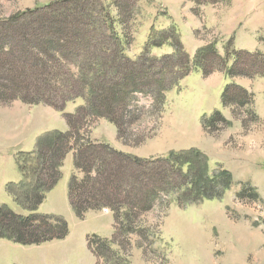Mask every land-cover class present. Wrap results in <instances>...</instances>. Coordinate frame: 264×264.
Instances as JSON below:
<instances>
[{"label": "rangeland", "instance_id": "1", "mask_svg": "<svg viewBox=\"0 0 264 264\" xmlns=\"http://www.w3.org/2000/svg\"><path fill=\"white\" fill-rule=\"evenodd\" d=\"M56 1L59 0H0V23L31 10L46 9ZM102 1L115 21L118 34L130 42L126 54L131 59H137L144 52L151 35L155 43L164 45L150 48V58L161 59L175 54L172 44L179 41L190 61L201 49H215L216 55L208 58L213 61L209 63V69L224 67L226 60L225 67L230 69L238 53L264 55V0ZM173 26L175 33L167 34ZM246 60L247 65L242 70L250 71L251 59ZM66 69L71 70L70 66ZM221 70L208 77L200 71L191 73L166 93L162 112L156 110L151 96L137 94L131 108L136 117L128 120L123 138H120L117 126L104 119L89 120L81 132L93 142L107 143L130 156L152 161L172 151L198 149L208 160L209 174L229 171L233 177L232 186L221 199L185 206L177 201L180 189L175 186L171 193L161 195L157 208L138 219L140 233H124L117 239L118 244L111 247L112 257L97 259L84 240L81 252H77L78 257L72 261L74 264H89L90 261L91 264H264V77L250 73L249 76L229 78ZM74 72L77 74L76 70ZM218 74L216 79L214 76ZM211 76V81L206 80ZM228 84L244 88L252 98L243 100V95H239L240 102L236 107L223 106L222 95ZM191 95L195 99L193 102ZM20 105L48 106L30 105L20 100L0 103V125L9 126L10 120L11 126L16 123L19 128L15 137L27 149L19 148L15 155L22 180L17 154L34 151L42 135L53 131L67 132L68 125L61 130L62 118L65 120L61 112L59 119L44 113L39 115L36 110L32 111V120L28 116L23 118L25 109L19 108ZM84 105L81 98L69 101L64 113L75 114ZM72 106L76 109L69 113ZM216 111L226 122L217 118L206 127L204 118H212ZM24 121L27 123L23 126ZM42 130L34 146L29 148L23 138ZM71 166L74 168L73 152L64 160L55 193L67 194ZM3 205L18 215H28L7 190L0 194V207ZM42 208L47 209L46 205ZM42 210H39L40 214H43ZM108 212L114 218L112 211ZM73 213L76 223L63 217L70 232L65 241L22 246L0 239V264H71L72 252L68 243L74 240L80 250L79 230L92 231L90 236L101 238L105 233V227L90 219L83 221L85 218L81 220L74 210ZM114 234L113 226V233L106 239H114Z\"/></svg>", "mask_w": 264, "mask_h": 264}, {"label": "trees", "instance_id": "2", "mask_svg": "<svg viewBox=\"0 0 264 264\" xmlns=\"http://www.w3.org/2000/svg\"><path fill=\"white\" fill-rule=\"evenodd\" d=\"M175 29L171 27L167 34ZM152 37L137 59L128 57L130 42L118 34L102 0H59L46 9L0 23V103L20 100L44 104L63 113L68 125L67 132L42 135L34 151L17 154L22 180L8 184L6 190L28 215L1 206L0 239L36 246L68 236L69 225L63 217L43 215L38 210L61 180V168L71 152L76 173L69 182V200L76 216L83 220L88 212L103 209L114 214V239L87 238L90 252L100 260L112 257L111 247L122 234L140 233L138 219L157 208L161 195L171 193L175 186L180 189L176 199L184 206L221 199L232 186L229 171L209 174L208 160L198 149L172 151L152 161L93 142L81 132L89 120L104 119L115 124L123 138L128 120L136 117L131 108L137 94L151 96L156 110L162 112L166 93L194 71L205 77L220 69L229 78L250 73L264 77L261 53H238L230 69L225 67L227 60L220 69H209L213 61L208 58L216 55L215 49H201L190 61L175 41V54L150 58V48L164 45ZM246 58L252 62L250 71L242 70ZM239 95L243 100L252 98L244 88L226 85L223 106L236 107ZM78 98L84 99L85 105L75 114L64 113L66 103ZM217 118L226 122L216 111L212 118H204V125Z\"/></svg>", "mask_w": 264, "mask_h": 264}, {"label": "crops", "instance_id": "3", "mask_svg": "<svg viewBox=\"0 0 264 264\" xmlns=\"http://www.w3.org/2000/svg\"><path fill=\"white\" fill-rule=\"evenodd\" d=\"M212 76L206 80L211 81V79L213 78ZM214 77H216V79H217V77H219V74L217 76H214ZM225 82L226 81H224V79H223L222 85H224ZM191 93H193V91ZM191 96L193 98V100H192V102H193L195 99H194L193 95H191ZM19 108L25 109V112H23V114H24L23 118L25 116H28L29 120H32L31 114H32L33 110H36V113H38L39 115L44 113L47 116L51 115V116H55L57 119H59L60 113L56 112L55 110H53L52 108H49V107L48 108L44 107V106H34V107L27 106L26 107L24 105H20ZM74 109H76V107L72 106V108L70 109V112L69 111L68 112L73 113ZM62 120H63V127L61 128V130H64V129H66L65 127L67 125H66V121L63 118H62ZM11 121L12 120H10L9 123L7 122V124L9 126L5 127V125L4 126L0 125V149H4L3 151L0 152V194L1 195H2V191L6 190V185L8 183H17L21 180V175L18 172L17 165L15 162V155L19 151V148H21L20 150H27V149L22 147V141H18V137H15L16 133H18L17 128H19V127H17L16 123L11 126L10 125ZM20 122H21V119H20ZM41 122H43V121L41 120ZM24 123L26 124L27 121L23 122V126L25 125ZM41 133H43V130L39 131L34 136H32V135L25 136L23 138V140L27 141V146L29 148H32ZM3 138H5V142H3L4 144L2 143ZM6 140L8 141V144L6 143ZM69 170H70L69 175L71 177L73 174L74 168L71 166L69 168ZM56 189H57V186L47 195L46 200L40 206L39 210L43 209L42 210L43 214L62 216V217H65L69 222L76 223L77 220H76V217L74 216L73 209L71 207L70 200H69V189L67 188V194H64L63 192H61L60 194L57 192L55 193L54 191ZM44 205H46L47 209L42 208ZM39 210H38V213H39ZM104 211L105 210H103V211H92V212L87 214V216L85 217V219L83 221L90 219V221L94 222L95 224H98L102 227H105V233H104L103 237L107 238V237H110V235L113 233L114 218H113L112 214H110L109 212L106 213ZM91 233H92V231H89V230L85 231L83 229L79 230L77 232L78 237H80V247H81L80 250H79V245H77L74 242V240H71L68 243V245L70 246V252H72L70 254L71 264H74L72 262L73 259L78 257L77 252H81V249L84 245V240H85V243L88 247L87 238H88V236L91 235ZM68 237H70V232H69L68 236L65 239H63V241L67 240ZM1 240H4V239H1ZM6 241H8V240H6ZM54 241H58V240H54ZM47 243H50V242H47ZM92 261H94V260H92ZM89 264H91V261Z\"/></svg>", "mask_w": 264, "mask_h": 264}]
</instances>
